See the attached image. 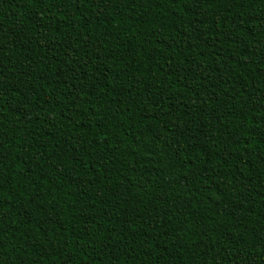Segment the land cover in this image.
Wrapping results in <instances>:
<instances>
[{"label": "trees", "instance_id": "1", "mask_svg": "<svg viewBox=\"0 0 264 264\" xmlns=\"http://www.w3.org/2000/svg\"><path fill=\"white\" fill-rule=\"evenodd\" d=\"M0 264H264V0H0Z\"/></svg>", "mask_w": 264, "mask_h": 264}]
</instances>
